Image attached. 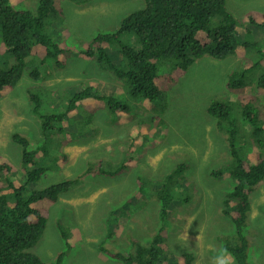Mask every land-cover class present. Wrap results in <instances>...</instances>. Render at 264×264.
I'll return each instance as SVG.
<instances>
[{
    "label": "rangeland",
    "instance_id": "rangeland-1",
    "mask_svg": "<svg viewBox=\"0 0 264 264\" xmlns=\"http://www.w3.org/2000/svg\"><path fill=\"white\" fill-rule=\"evenodd\" d=\"M38 2L10 0L15 9L33 12ZM145 5V0H57L58 14L47 19L46 31L53 33L55 41L64 40L75 53L58 68L54 59L38 65L33 51L20 81L0 97V155L21 167L22 146L12 139L17 132L31 146L46 144L49 154L42 158L55 161L45 160L53 168L50 177L28 184L29 188L76 178L88 167L99 169L86 174L56 203L46 204L49 229L32 248L45 261L67 251L64 264H122L109 258L100 246L128 254L134 247L131 238L147 244L164 226L161 264H185L187 253L192 255L191 264H235L222 250L224 238L234 233L232 221L223 213V198L234 183L213 175L231 157L227 137L208 113V106L214 100L232 106L237 99L257 96L264 111V92L256 84L262 67L249 74V84L240 97L227 87V77L237 66L257 58L251 49H240L223 59L198 58L184 73L173 74L176 82L169 86L166 77L173 60L163 59L157 73L164 94L154 101L127 95L124 80L82 51L94 36L116 31L126 16ZM226 7L240 23L236 29L241 39L264 41L262 28L243 22L254 12L258 21L264 20V0H227ZM121 38L137 43L132 35ZM107 48L113 57H122L117 45ZM4 61L1 56L0 62ZM33 68H37L38 79L30 76ZM87 86L129 105L128 110H110L105 101L93 98L77 101L60 123L63 128L44 138L39 116L63 111L72 96ZM236 115L237 144L246 145L244 159L253 163L258 149L250 142L251 125ZM122 165L124 172L114 176L101 173L118 171ZM168 176L175 198L163 222L158 190ZM25 179L22 175L18 182ZM250 202L246 229L252 248L250 264H264V183L250 194ZM63 233L71 240L70 248L61 243Z\"/></svg>",
    "mask_w": 264,
    "mask_h": 264
},
{
    "label": "trees",
    "instance_id": "trees-1",
    "mask_svg": "<svg viewBox=\"0 0 264 264\" xmlns=\"http://www.w3.org/2000/svg\"><path fill=\"white\" fill-rule=\"evenodd\" d=\"M226 1L145 0V7L126 16L116 31L97 34L82 52L86 57L95 59L102 69L124 80L130 96L154 101L166 90L158 86V62L163 59L173 60L171 72L166 77L169 86V83L176 82L173 74L184 73L198 58L206 55L223 59L237 54L240 49H251L257 58L231 71L226 85L242 97L249 84V74L262 67L256 84L264 92V41L258 44L241 39L236 29L240 23L227 9ZM53 13L58 14L57 0H39L34 12L15 9L10 0H0V57L5 58L4 62H0V97L20 81L28 64L27 58L32 56L33 51L38 65L47 59H54L58 68L64 67L68 56L75 53L64 40L57 42L53 33L46 31V21ZM243 22L264 30V20L258 21L255 12L246 15ZM246 33L249 35L248 31ZM130 35L136 39L135 45L129 39L124 41L121 38ZM108 45H117L122 57H113ZM37 68L30 71V76L35 79L39 75ZM91 98L105 101L106 106L114 111H127L129 107L115 97L87 86L72 96L63 111L39 116L44 138L49 139L50 135L63 128L60 123L69 116L77 101L82 103ZM235 110L251 125L250 142L258 149L253 163L244 159L246 145L237 144L240 142V129L237 115L233 114ZM208 113L217 120V127L225 133L231 157L230 162L214 170L213 175L228 178L234 183L223 202V213L232 221L234 233L224 238L222 250L233 257L235 264H250L252 248L246 229H249L250 194L264 183V111L258 105V97L249 96L243 97L241 101L237 99L232 106L226 101L214 100L208 106ZM12 139L22 146V165L17 168L0 155V264H64L67 251H61L49 262L32 251L49 229L46 204L56 203L86 174L98 173L99 169L88 167L76 178L61 179L43 188H29L28 184L50 177L53 168L45 160L55 161L42 158L49 154L46 144L31 146L29 139L17 132L12 134ZM121 172H124L123 165L118 171L101 173L114 176ZM22 175L26 179L21 184L18 181ZM170 181V176L165 178L158 190L160 219L163 222L175 198ZM232 202L236 205H231ZM163 231L164 226L147 244L131 239L130 244L134 247L128 254L107 251L103 246H100V250L122 264H161V245L165 241ZM61 243L70 248L71 240L63 233ZM185 259V264H191L192 255L185 254Z\"/></svg>",
    "mask_w": 264,
    "mask_h": 264
},
{
    "label": "clouds",
    "instance_id": "clouds-1",
    "mask_svg": "<svg viewBox=\"0 0 264 264\" xmlns=\"http://www.w3.org/2000/svg\"><path fill=\"white\" fill-rule=\"evenodd\" d=\"M226 197H227V196H226ZM226 197L223 198V202H224V199H225ZM131 239H132V238H131ZM131 239H130V243H131V241L133 240V239H132V240H131ZM56 257H57V256H56Z\"/></svg>",
    "mask_w": 264,
    "mask_h": 264
},
{
    "label": "bare ground",
    "instance_id": "bare-ground-1",
    "mask_svg": "<svg viewBox=\"0 0 264 264\" xmlns=\"http://www.w3.org/2000/svg\"><path fill=\"white\" fill-rule=\"evenodd\" d=\"M128 89H129V88H128ZM122 90H123V89H122ZM124 93H125V92H124ZM118 95H119V94H118ZM127 95H130V94L127 93ZM115 96H116V95H115ZM124 96H125V95H124ZM116 97H117V96H116ZM224 217H225V216H224ZM144 223H145V222H144Z\"/></svg>",
    "mask_w": 264,
    "mask_h": 264
}]
</instances>
